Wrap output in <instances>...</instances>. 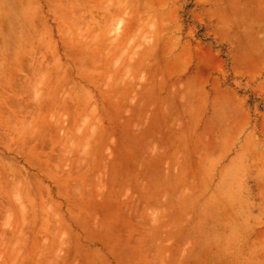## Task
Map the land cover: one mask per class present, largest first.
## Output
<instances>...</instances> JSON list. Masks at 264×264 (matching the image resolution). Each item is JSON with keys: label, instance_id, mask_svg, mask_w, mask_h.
I'll return each instance as SVG.
<instances>
[{"label": "rangeland", "instance_id": "obj_1", "mask_svg": "<svg viewBox=\"0 0 264 264\" xmlns=\"http://www.w3.org/2000/svg\"><path fill=\"white\" fill-rule=\"evenodd\" d=\"M261 28L258 0H0V264H264Z\"/></svg>", "mask_w": 264, "mask_h": 264}, {"label": "crops", "instance_id": "obj_2", "mask_svg": "<svg viewBox=\"0 0 264 264\" xmlns=\"http://www.w3.org/2000/svg\"><path fill=\"white\" fill-rule=\"evenodd\" d=\"M258 3H259V6L262 7L264 9V0H258ZM262 31H264V28H261ZM260 43L264 45V38L263 39H259ZM254 55L256 54H259V53H256V49L253 50ZM262 52L264 53V48L262 49ZM253 73H255L253 71ZM254 90L255 92H257L259 95L263 96L264 98V75L262 77H259L257 80H256V83L254 85ZM258 128H259V131H263V128H264V121H259V124H258ZM262 155V153H260Z\"/></svg>", "mask_w": 264, "mask_h": 264}]
</instances>
